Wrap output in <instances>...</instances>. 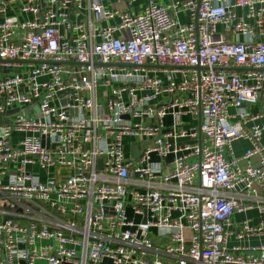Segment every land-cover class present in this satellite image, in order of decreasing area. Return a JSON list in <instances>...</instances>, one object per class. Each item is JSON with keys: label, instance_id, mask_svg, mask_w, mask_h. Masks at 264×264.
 Returning <instances> with one entry per match:
<instances>
[{"label": "built area", "instance_id": "built-area-1", "mask_svg": "<svg viewBox=\"0 0 264 264\" xmlns=\"http://www.w3.org/2000/svg\"><path fill=\"white\" fill-rule=\"evenodd\" d=\"M105 1L0 0V264H264V0Z\"/></svg>", "mask_w": 264, "mask_h": 264}, {"label": "crops", "instance_id": "crops-1", "mask_svg": "<svg viewBox=\"0 0 264 264\" xmlns=\"http://www.w3.org/2000/svg\"><path fill=\"white\" fill-rule=\"evenodd\" d=\"M156 2L160 5L166 6L171 2V0H156ZM104 4H105V7L113 8V9L126 6L125 0H108V1H105ZM145 4H146L145 0L137 1L132 8V12L138 13L140 10L144 9ZM260 109H261V105L258 107L252 108L253 112L259 111ZM193 123L199 124V120H196ZM255 123L259 125H264V118L257 120ZM262 141L264 143V134H263ZM249 148H250V143L247 140L236 141L233 145V157H237V158L242 157ZM263 197H264V194H263ZM232 220L236 227L240 226L244 221H248L251 225L254 226V225H258L261 221L264 220V213H262L259 210L257 205H254V208L251 210H248L243 213L235 214ZM263 242H264V235L259 236V237L246 238L243 241H239V242L233 237H231L229 245L230 247H233L236 245H240V246L258 245Z\"/></svg>", "mask_w": 264, "mask_h": 264}, {"label": "water", "instance_id": "water-1", "mask_svg": "<svg viewBox=\"0 0 264 264\" xmlns=\"http://www.w3.org/2000/svg\"><path fill=\"white\" fill-rule=\"evenodd\" d=\"M63 104H66V101H65V100H63ZM18 110H19V109L9 111V112L7 113V116H11L12 114L16 113ZM126 118H127V117H126ZM8 122H9L8 120L4 121V123H6V124H7ZM139 154H140V152H139L138 146H137L136 143H134V144L132 145V155H133V157L137 158V157L139 156ZM6 219H8V217H7Z\"/></svg>", "mask_w": 264, "mask_h": 264}, {"label": "rangeland", "instance_id": "rangeland-1", "mask_svg": "<svg viewBox=\"0 0 264 264\" xmlns=\"http://www.w3.org/2000/svg\"><path fill=\"white\" fill-rule=\"evenodd\" d=\"M129 215H130V213H129Z\"/></svg>", "mask_w": 264, "mask_h": 264}]
</instances>
